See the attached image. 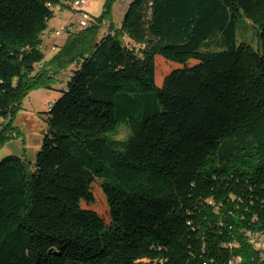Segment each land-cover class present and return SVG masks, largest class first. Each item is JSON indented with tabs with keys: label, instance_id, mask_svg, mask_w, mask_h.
Returning a JSON list of instances; mask_svg holds the SVG:
<instances>
[{
	"label": "trees",
	"instance_id": "obj_1",
	"mask_svg": "<svg viewBox=\"0 0 264 264\" xmlns=\"http://www.w3.org/2000/svg\"><path fill=\"white\" fill-rule=\"evenodd\" d=\"M49 2L63 10L0 0V150L19 139L28 94L53 90L36 71ZM241 19L257 48L238 41ZM100 23L52 60L75 69L35 161H0V264L251 263L246 233L264 230V0H132L120 27L100 37Z\"/></svg>",
	"mask_w": 264,
	"mask_h": 264
},
{
	"label": "rangeland",
	"instance_id": "obj_2",
	"mask_svg": "<svg viewBox=\"0 0 264 264\" xmlns=\"http://www.w3.org/2000/svg\"><path fill=\"white\" fill-rule=\"evenodd\" d=\"M59 1L60 4L63 5V10L55 9V16L49 23V29H55L56 31L68 25L70 22L76 21V15L74 14V11L70 7L71 0H59ZM87 1L89 4L87 7V12L90 14L92 18V22H94L96 25L100 23V19L104 16V12L106 10L110 11L111 18L108 17L107 19H104L102 23H100L101 24L100 35H99L100 37H102L105 33H107L108 27L117 26V23L119 22L120 18L127 11L128 5L132 2V0H87ZM82 30L84 29H79L78 31L80 32ZM237 36L239 42H245L253 48H257L259 45V30L254 28V26H252L251 23L246 19L240 20V24L238 25ZM67 37L65 38L67 39ZM64 46L65 44H63L59 48V50ZM53 48L54 47H52V50ZM43 53L45 59L46 58L49 59L53 54H55V52L51 53V51L46 49L45 46H43ZM57 53H59V51ZM157 58H161V57H157ZM167 64L168 65L165 66L167 68L181 67V65L170 62H167ZM160 66L163 65L160 64ZM58 67L59 66L57 63L53 65L51 62L52 69L54 70L56 69L57 71H59ZM157 67L159 68V65H156V68ZM36 68L40 70L38 66ZM52 69L41 72L44 73L46 72L50 74ZM50 75L53 76L54 74H50ZM46 91L47 89H42V88L31 91L28 94V96L23 100L21 104V109L18 111L16 115V119L14 121V126L16 127L15 131L18 134L19 138L23 140V142H25L26 144L27 143L33 144L34 146L39 145V148L42 143L43 135L48 130L47 115H45L44 113L47 112L48 107L51 103H49L48 105L46 103L47 100ZM52 95L54 100H57L58 96L60 95V92L56 91ZM128 134L129 131L125 127H121L118 139L125 140ZM14 145L16 144L12 142V144L7 146L5 145L0 150V161L5 159L6 157L13 155V153L10 152L12 150L14 151ZM93 193L95 197L96 210L102 217L107 219L105 198L103 196V193L101 191V186L99 183H95V185L93 186Z\"/></svg>",
	"mask_w": 264,
	"mask_h": 264
},
{
	"label": "crops",
	"instance_id": "obj_3",
	"mask_svg": "<svg viewBox=\"0 0 264 264\" xmlns=\"http://www.w3.org/2000/svg\"><path fill=\"white\" fill-rule=\"evenodd\" d=\"M124 15L120 18L119 22L117 23V28L120 27L121 22L123 20ZM56 31L55 29H48L44 35H43V45L46 47V49L50 50L51 53L55 52V54L59 51V48L65 44L66 42V38L65 37H55L53 32ZM108 31V28H107ZM64 38V39H63ZM52 47H56V50L53 51ZM55 54H53L49 59H45L43 61V63H41L38 68H40V70H38L36 68V71H48L51 68V62L53 60V58L55 57ZM75 69L74 66L69 67L67 70L59 72L56 69H52V71L50 72V74H54V79H55V84L53 85V90H47L46 91V103L47 105L49 103H54V98L52 97L54 94V92L56 91H61L66 87L68 78L70 77V75L72 74V71ZM58 95V94H57ZM60 96V95H59ZM58 96V97H59ZM14 142L16 145H14V151L12 150L10 153H13V155H19V156H24L28 162H34L37 156V153L39 151V145L38 146H34L33 144H29V143H25L23 142V140H21L20 138L18 140H14L12 141ZM12 142L8 143L7 145L12 144ZM24 144V145H23ZM6 145V146H7Z\"/></svg>",
	"mask_w": 264,
	"mask_h": 264
},
{
	"label": "built area",
	"instance_id": "obj_4",
	"mask_svg": "<svg viewBox=\"0 0 264 264\" xmlns=\"http://www.w3.org/2000/svg\"><path fill=\"white\" fill-rule=\"evenodd\" d=\"M88 5L87 0H71L70 7L76 15V21H72L60 30L54 31V36L58 38L67 37L71 33L78 32L79 29H86L93 26L95 23L92 22V18L87 12ZM56 9H61V6H56ZM53 50H56V47H54ZM246 237L255 252L249 264H264V234L257 232V235H248V233H246Z\"/></svg>",
	"mask_w": 264,
	"mask_h": 264
},
{
	"label": "bare ground",
	"instance_id": "obj_5",
	"mask_svg": "<svg viewBox=\"0 0 264 264\" xmlns=\"http://www.w3.org/2000/svg\"><path fill=\"white\" fill-rule=\"evenodd\" d=\"M47 5L50 8L54 7L56 9V7L52 5V3H48ZM260 234H264V230L261 231ZM248 235H257V232H255V233H248ZM230 264H242V262H241V259L240 258H234L233 257V259L230 261Z\"/></svg>",
	"mask_w": 264,
	"mask_h": 264
}]
</instances>
